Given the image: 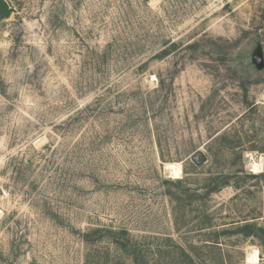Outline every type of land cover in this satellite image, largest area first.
Segmentation results:
<instances>
[{
    "label": "rangeland",
    "instance_id": "obj_1",
    "mask_svg": "<svg viewBox=\"0 0 264 264\" xmlns=\"http://www.w3.org/2000/svg\"><path fill=\"white\" fill-rule=\"evenodd\" d=\"M6 2L0 264H264V0Z\"/></svg>",
    "mask_w": 264,
    "mask_h": 264
},
{
    "label": "water",
    "instance_id": "obj_2",
    "mask_svg": "<svg viewBox=\"0 0 264 264\" xmlns=\"http://www.w3.org/2000/svg\"><path fill=\"white\" fill-rule=\"evenodd\" d=\"M0 10L4 13V15L8 16L10 14V8L6 2V0H0ZM254 64L258 68H263L264 67V52L263 50L259 49L257 50L252 58ZM207 159V156L202 152L199 151L197 154L193 156V160L199 164Z\"/></svg>",
    "mask_w": 264,
    "mask_h": 264
},
{
    "label": "bare ground",
    "instance_id": "obj_3",
    "mask_svg": "<svg viewBox=\"0 0 264 264\" xmlns=\"http://www.w3.org/2000/svg\"><path fill=\"white\" fill-rule=\"evenodd\" d=\"M262 165H263V163L261 162V163H254V168L257 170V171H259L261 168H262ZM172 167H174L175 168V173L176 174H181V172H182V168H181V166L180 165H173ZM248 261H250V262H257V261H259V259H260V256H259V250H255V252H253V253H251V254H249V256H248Z\"/></svg>",
    "mask_w": 264,
    "mask_h": 264
},
{
    "label": "trees",
    "instance_id": "obj_4",
    "mask_svg": "<svg viewBox=\"0 0 264 264\" xmlns=\"http://www.w3.org/2000/svg\"><path fill=\"white\" fill-rule=\"evenodd\" d=\"M216 189H217L216 187L211 188L212 191H213V190H216Z\"/></svg>",
    "mask_w": 264,
    "mask_h": 264
}]
</instances>
